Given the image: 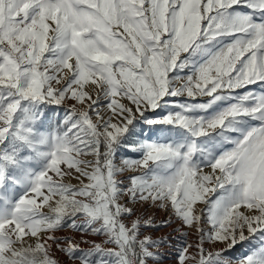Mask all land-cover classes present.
<instances>
[{"label": "snow or ice", "instance_id": "6c2138e0", "mask_svg": "<svg viewBox=\"0 0 264 264\" xmlns=\"http://www.w3.org/2000/svg\"><path fill=\"white\" fill-rule=\"evenodd\" d=\"M173 221L264 264V0H0V264H161Z\"/></svg>", "mask_w": 264, "mask_h": 264}, {"label": "rangeland", "instance_id": "374dc122", "mask_svg": "<svg viewBox=\"0 0 264 264\" xmlns=\"http://www.w3.org/2000/svg\"><path fill=\"white\" fill-rule=\"evenodd\" d=\"M62 111V110H61ZM143 138V135L140 137ZM138 154L129 151L127 149L123 150L120 156L117 157V162H119L121 156H127L136 158ZM207 171V169H205ZM71 183L75 184L76 181L73 179L70 181ZM135 207L137 210V214H144L145 216H152L154 219V223L159 224L161 220L169 219L168 213L162 209H156L153 207H144L141 205H129ZM181 231H187V229H179V225L177 222L173 221L169 225L156 227V228H144L142 232L144 235H150L153 238H158L161 236H168L171 238L173 247H167V250L164 253V256L161 259V264H175V250L181 244V242L185 239L181 236ZM193 237L190 235L187 239H192ZM250 243L254 244L256 241H251ZM221 247L222 245H217ZM249 244H241L235 247L234 250H231L228 254L234 258H238L241 254L247 251Z\"/></svg>", "mask_w": 264, "mask_h": 264}]
</instances>
